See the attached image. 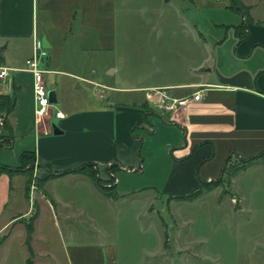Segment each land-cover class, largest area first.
<instances>
[{
    "label": "crops",
    "instance_id": "0c3cea01",
    "mask_svg": "<svg viewBox=\"0 0 264 264\" xmlns=\"http://www.w3.org/2000/svg\"><path fill=\"white\" fill-rule=\"evenodd\" d=\"M174 1L178 0L162 2ZM188 1L191 11L233 10L225 0ZM243 1L251 6L253 20L233 10L238 14L234 22H205L208 35L201 32L200 20L176 23L187 35L183 37L187 46L180 76L119 86L104 81L106 75L110 78L118 72V66L104 56L118 49L121 12L131 9L130 0H0V65L9 68L8 75L0 78V93L11 95L15 103L7 116L14 139L0 150V162L18 165L22 151L34 150L33 175L45 180L35 189L32 183L28 191L27 173L0 175V252L17 236L19 246L27 250L23 254L28 264L27 223L34 215L33 264L58 260L51 254L50 231L62 238L64 264H120L118 249L106 236L89 240L98 228L96 220L102 207L113 208V202L120 206L123 199L137 194H145L147 214L152 215L151 189L132 188L114 199L103 194L91 177L73 169L91 162L100 178L112 177L118 183L111 166L134 174L145 173L147 164L150 172L164 166V188L172 194H186L204 181L216 179L231 153L248 158L264 151V15L256 14L250 1ZM243 22L247 33L240 39L236 27ZM168 24L151 26L164 28ZM221 25L229 29L222 32ZM35 33L49 43L48 56L42 62L48 70L46 84L64 113L56 123L54 117L40 123L35 117L33 75L25 69ZM67 83L71 92H86L70 107L65 106L63 95ZM99 87L110 91L104 95ZM198 90L201 99H191ZM164 95L188 97V107L166 109L164 103L170 100ZM5 116L0 114V133H5ZM55 127L59 133L54 132ZM206 194L179 200L204 202ZM215 201L220 204L218 198ZM172 202L174 199L168 203L170 208ZM189 216L172 213L171 218L177 221L172 236L161 218L164 254L191 247L185 241L183 223ZM261 248L264 254V243ZM177 260L178 264L184 262L180 257ZM175 262L164 260L165 264ZM257 264H264V255Z\"/></svg>",
    "mask_w": 264,
    "mask_h": 264
},
{
    "label": "rangeland",
    "instance_id": "374dc122",
    "mask_svg": "<svg viewBox=\"0 0 264 264\" xmlns=\"http://www.w3.org/2000/svg\"><path fill=\"white\" fill-rule=\"evenodd\" d=\"M162 1L130 0L131 9L121 12L122 26L119 29L121 33L118 49L104 56V60H110L118 66V72L110 78L105 76L104 81L107 84L111 81L119 86H128L180 76L184 47L187 46V41L183 40V37L187 35L181 33L182 29L178 28L176 23L184 19L200 20L201 32L208 35V28L203 27L205 22L210 23L214 20L230 23L238 18L237 12L224 7L209 10L199 8L191 11L188 0H178L170 4ZM248 1L254 4L256 14L264 15V0ZM164 22L170 24L164 28L151 26L153 23L160 25ZM221 27L222 32L229 29V26ZM66 85L63 94L65 106L78 104L71 102L76 101L78 96L82 98L86 92L81 89L76 93L71 92L69 84ZM99 88L105 90L104 95L110 91L107 88ZM57 105L59 104L53 103L55 108H58ZM56 121L54 119L55 123ZM232 161L235 163L236 158ZM263 162L264 156L255 162L253 167L240 171L235 175L233 184L228 183L227 175L224 176L222 181L204 191L207 193L206 198L203 196L204 202L192 203L175 198L171 203L172 209L168 203L170 195L174 192L171 193L164 188L167 170L162 164V168L152 172L149 171L147 164L148 170L143 174L118 170L117 187L121 194L132 188L139 190L150 187L153 202L149 210L152 215L147 214L145 194L123 199L120 206L113 202V208L108 205L102 207L96 220L99 229H94L96 233L90 236L89 240H98L96 238L99 235L106 236L116 245L120 264H165L164 260L170 262L176 260L174 264H178L177 257L184 261L183 264H257L264 255L261 248L264 243V166L261 165ZM104 181L113 185L115 179L111 177ZM32 183L38 185L34 175ZM217 198L220 204H215ZM172 213L192 215L189 216L191 219L183 222L187 231L185 241L192 245L184 247L179 253L164 254L161 218L166 220V230L172 236L175 230L174 223L177 224V221L171 218ZM90 231H93V228H90ZM47 236L51 240L49 243L51 254L58 257L55 264H64L65 250L62 238L52 231ZM18 242L19 237L16 236L7 244V248L0 252V264H25L23 253L26 254L27 250L24 251ZM192 246L197 247V255Z\"/></svg>",
    "mask_w": 264,
    "mask_h": 264
},
{
    "label": "trees",
    "instance_id": "16d2710c",
    "mask_svg": "<svg viewBox=\"0 0 264 264\" xmlns=\"http://www.w3.org/2000/svg\"><path fill=\"white\" fill-rule=\"evenodd\" d=\"M227 7L231 8L237 12H239L242 16L245 18H248L250 20H253V17L251 15V6L246 4L243 0H226ZM237 35L240 39L244 38L247 33L246 24L243 22L242 24L238 25L236 27ZM3 60L2 55V49L0 48V61ZM15 106L14 99L9 94H2L0 93V114L5 113V117L3 119L4 124V133H0V150L3 147L9 146L12 144L14 135L12 133L11 125L8 121V114L13 110ZM264 156V151L258 155H255L253 157L244 158L238 155L237 153H231L226 161L225 165L222 169L221 174L213 180L210 181H204L202 186L194 191H191L186 194H171L170 200L172 199H185V200H193L200 196L206 189H209L212 187V185H216L218 181H222L224 179V176L227 175L228 183L232 184V180L236 174H238L240 171L245 170L248 168L250 163L258 158H261ZM236 158V162L233 163L232 159ZM36 162V156L34 150H24L21 152L19 157V164L18 165H10L6 163L0 162V175L2 173H9L14 174L18 172H27L30 176L28 179V183L26 185L27 190L29 191L31 180L33 176V169ZM95 167L93 170L92 168ZM112 172H116L117 169L113 171V167L111 166ZM73 171L82 172L91 177V179L94 181L97 188L106 196L112 197L114 199H117L120 197V192L117 187V183H113V185L108 184L105 182L102 178L98 175V170L96 169V164L94 163H86L76 169H73ZM65 173V172H64ZM55 174H63V172H57ZM53 175V174H52ZM45 180H38L39 186H43V183ZM35 219V216L33 215L29 222L27 223V237H26V244L28 245L30 256L28 258V264H33V255L34 250L32 248V237L34 232V225L33 221Z\"/></svg>",
    "mask_w": 264,
    "mask_h": 264
},
{
    "label": "built area",
    "instance_id": "2783aa9c",
    "mask_svg": "<svg viewBox=\"0 0 264 264\" xmlns=\"http://www.w3.org/2000/svg\"><path fill=\"white\" fill-rule=\"evenodd\" d=\"M47 56L48 48L44 45L42 37L35 33L32 54L26 60L25 69L33 75L34 111L37 123L42 122L46 118L54 117V119H60L64 116L63 111L55 108L50 99V90L45 79V74L48 70L42 64ZM8 71V67L0 65V78H5L8 75ZM164 97L170 100L164 103V107L172 110L178 108L186 109L190 99L188 97L174 98L168 95H164ZM201 97L202 91L198 90L192 94L191 99L200 100ZM32 188H36L34 183Z\"/></svg>",
    "mask_w": 264,
    "mask_h": 264
},
{
    "label": "water",
    "instance_id": "95a60500",
    "mask_svg": "<svg viewBox=\"0 0 264 264\" xmlns=\"http://www.w3.org/2000/svg\"><path fill=\"white\" fill-rule=\"evenodd\" d=\"M42 40H43V42H44V45H45L46 47H48V46H49V43H48L47 38L44 36V37L42 38ZM50 99H51V102H53V103L56 102V96H55V92H54V91H50ZM54 132H55V133H59L60 130H59L57 127H55Z\"/></svg>",
    "mask_w": 264,
    "mask_h": 264
}]
</instances>
